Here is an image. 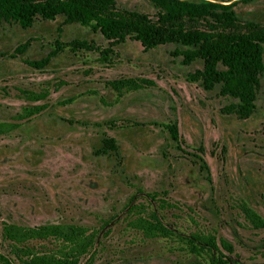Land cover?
<instances>
[{
  "label": "rangeland",
  "instance_id": "374dc122",
  "mask_svg": "<svg viewBox=\"0 0 264 264\" xmlns=\"http://www.w3.org/2000/svg\"><path fill=\"white\" fill-rule=\"evenodd\" d=\"M234 9L229 26H183L264 30V0ZM126 10L156 19L150 0L107 11ZM62 21L0 23V254L12 264H264V70L255 111L238 118L221 111L235 99L218 86L185 79L202 62L183 64L174 43L144 49L126 37L106 60L65 48L42 69L29 65L57 37L108 45ZM110 81L122 82L119 93ZM106 137L117 150L97 153Z\"/></svg>",
  "mask_w": 264,
  "mask_h": 264
},
{
  "label": "trees",
  "instance_id": "16d2710c",
  "mask_svg": "<svg viewBox=\"0 0 264 264\" xmlns=\"http://www.w3.org/2000/svg\"><path fill=\"white\" fill-rule=\"evenodd\" d=\"M150 1L156 8L155 20L144 12L133 10H126V16L109 13L107 10L115 6L116 0H0V23L14 22L25 28L31 26L36 18L54 19L61 15L62 23L77 22L88 26L108 40L107 46L100 47L93 40L72 38L62 41L57 37L52 49L45 56L26 60L29 65L38 69L44 68L51 57L65 48L71 51L95 50L99 53L100 59L106 60L113 52V46L123 42L126 37L138 40L144 49L174 43L177 46L171 53L181 56L183 64H190L197 59L202 62L201 67L185 74L187 81L196 82L205 90L218 86L219 94L235 99L222 106L221 111L234 114L238 118L249 117L256 108L255 99L260 86V75L264 70V30L242 33L183 26V22L193 24L200 20L210 21L212 25L219 27L229 26L238 21L235 4L238 1L249 0ZM57 29L59 32L62 30L61 26ZM27 46L28 41H25L16 46L15 50L21 53ZM108 84L120 92L122 82L110 81ZM131 87L138 88L139 83H132ZM164 125L171 139L179 145L176 122ZM109 150H117L113 137L104 138L97 153H107ZM201 161V168L208 171L207 164ZM159 233L166 235L169 231L160 228ZM206 244L217 248L213 238H209ZM226 247L230 248L228 245ZM190 249L199 250L194 244ZM0 260L2 264H12L1 254Z\"/></svg>",
  "mask_w": 264,
  "mask_h": 264
}]
</instances>
